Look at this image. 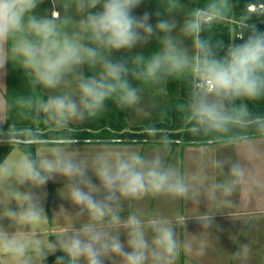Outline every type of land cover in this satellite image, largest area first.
<instances>
[{
    "label": "clouds",
    "instance_id": "clouds-1",
    "mask_svg": "<svg viewBox=\"0 0 264 264\" xmlns=\"http://www.w3.org/2000/svg\"><path fill=\"white\" fill-rule=\"evenodd\" d=\"M43 2L0 0V73L11 62L30 75L31 86L49 92L38 105L31 97L21 99L34 118L64 129L98 116L109 100L121 109L139 111L142 88L132 81L159 84L169 77L194 75V87L182 106L190 132L205 136L238 132L234 138L243 146L252 141L248 130L264 137V114L252 112L246 104L237 105V101L264 98V32L253 24L237 37L240 43L233 41L227 47L202 35L230 9V0H207L179 25L172 18L153 25L148 13L133 15L142 0H53L63 14L53 11L51 16L36 13ZM252 15L264 16V12ZM153 38L159 49L151 55L113 58L114 53L131 52ZM186 39L192 40L191 50L185 47ZM5 123L0 119V125ZM36 138L35 132L22 136L21 130L0 128V144L13 148ZM78 142L57 137L35 153L28 150L32 146L23 145L14 163L0 162V219L11 222L9 228L0 225V255L16 264H43L57 251L63 255L55 264H64L65 258L69 264H176L181 247L191 251L198 241L181 244L174 217L122 216L126 201L165 196L182 199L197 210L206 202L207 212L198 210L185 217L183 227L194 217L202 229L210 230L214 215L222 212L214 213L213 207H234L238 193L247 192L252 198L261 188L255 172L240 162L213 161L212 167L223 177L217 179L210 178L203 165L181 173L166 164L160 153L148 157L113 150L81 157L73 147ZM250 151L256 158L261 155L255 147ZM57 177L64 180L61 192L66 195L62 197L77 209L72 213L79 223L55 242L44 243L32 230L47 216L43 196L36 190ZM13 202L14 209L9 207ZM250 254V245L244 243L232 255L246 261Z\"/></svg>",
    "mask_w": 264,
    "mask_h": 264
},
{
    "label": "crops",
    "instance_id": "crops-1",
    "mask_svg": "<svg viewBox=\"0 0 264 264\" xmlns=\"http://www.w3.org/2000/svg\"><path fill=\"white\" fill-rule=\"evenodd\" d=\"M194 2L196 3L195 6L185 3L183 0H142L141 4L133 10V15L139 17L144 13H148L150 16L149 23L153 25L161 19L169 18L175 19L179 25L182 24V20L191 11L203 8L207 0H195ZM98 10L99 8L93 9V11ZM53 11L63 14V9L59 3L54 4L53 0H44L36 9V13L39 15L51 16ZM157 13H160V15L157 16ZM152 41L154 40L150 39L148 43ZM148 43L134 48L131 51L132 54H148L146 53ZM154 50L157 51V49ZM131 52L119 51L123 54L122 58L130 57ZM7 65L4 73H0V119H4L6 122L8 112L6 99ZM84 71L88 74L87 67ZM88 75H91V73L89 72ZM138 82L132 81V83ZM42 92L46 96L49 94L48 90L43 87ZM110 109L112 108L105 106L104 111L99 115L105 114ZM124 110L127 113V110ZM81 122H73L72 124L77 125ZM46 124L50 126L47 122ZM50 144L39 143L38 146H35V152L40 148H46ZM73 147L79 152L83 151L82 154L78 153L81 157H87L97 151L113 150L136 151L148 157L160 153L166 164L176 167L181 173H190L198 166L203 165L207 168L209 177H216L217 179H223V177L218 176L216 170L212 167V163L216 159H226L230 162L244 164L255 172L256 178L261 182L260 190L252 198H249L247 192L238 193L237 196L233 197L234 207L225 209L213 207L212 211L214 213L217 211L222 212L214 215V222L210 230L202 229L200 222L194 217H189L185 222V229L183 227L185 217L198 214V210L200 214L207 212L206 202H201L197 210L195 206L190 203L187 205L182 199L149 196L138 201H126L120 214L127 216L137 213L143 214L145 217L155 214L176 218L178 221L177 238L181 244L186 241H198L193 244L191 251H186L181 247L176 264H264V137L252 138L249 146H243L238 141L203 145L108 141L78 142ZM253 147L261 153L258 158L254 157L250 151ZM22 151L21 147L13 148L4 161L6 160L9 164L14 163ZM89 176H92L93 182L98 183L91 172H89ZM63 187V178L57 177L49 181L43 189L36 190L43 196L42 204L47 214L39 225L32 227V230L38 234L39 240L43 241L42 238L46 237L48 242H55L74 223H79L72 213L77 209L70 201L62 197L66 195V191L61 192ZM21 190H26V186H22ZM48 201L49 212L47 209ZM9 207L14 209L16 207L15 202ZM10 223L6 218L0 219V225L5 228H9ZM10 230L14 231V229ZM124 239L125 237L122 235L121 240ZM244 243L250 245L251 254L246 261H241L232 254L238 251L239 246ZM0 264H16V262L9 256L0 255ZM37 264H40V262H37Z\"/></svg>",
    "mask_w": 264,
    "mask_h": 264
},
{
    "label": "trees",
    "instance_id": "trees-1",
    "mask_svg": "<svg viewBox=\"0 0 264 264\" xmlns=\"http://www.w3.org/2000/svg\"><path fill=\"white\" fill-rule=\"evenodd\" d=\"M185 3L195 6L193 0H183ZM264 0H231L232 8L229 9L222 17H233L245 23L243 29L249 30L253 24L259 30L264 32V25L259 21L256 15L246 10V5L251 2H262ZM200 5V4H199ZM203 6V5H202ZM204 37L211 40L214 44H219L227 47L235 41L240 43L237 38H232V27L225 21H214L211 28L202 33ZM121 53L116 52L113 58H122ZM146 54L145 56H147ZM223 55V51L221 52ZM89 74V71H88ZM30 76L23 72L22 69L14 66L11 62L7 65V122L0 128L7 130L12 127L21 130V135L31 136L35 132L36 137L40 138H106L115 139L118 142H134V143H168L181 145H203L237 141L234 137L239 133L232 135H194L189 131L190 121L184 118L182 106L186 103L190 90L194 87L195 76L177 75L169 77L168 83L171 91L174 85L178 84V95L172 98L171 108L168 115H162L155 111L149 117H144L133 125H129L128 117L124 109L115 111L110 109L103 115H98L93 118L83 120L77 125L70 124L67 128L58 129L53 126H48L42 118H34L32 111L26 108L20 101L22 98L31 97L34 105H38L43 99H46L45 94H40L41 99L36 94L34 86L30 85ZM176 79V84L175 80ZM41 86H36V89ZM247 107L254 113L264 114V98L256 101H246ZM29 130L25 132L24 130ZM247 135L252 138H258L256 133L248 130ZM166 141V142H165ZM30 145L28 150L35 153V145ZM13 147L7 144H0V162L4 161ZM51 194L49 195L50 199ZM49 212V201H48ZM63 253L57 251L51 254L43 262V264H55L57 257ZM64 264H69L68 258H65Z\"/></svg>",
    "mask_w": 264,
    "mask_h": 264
},
{
    "label": "rangeland",
    "instance_id": "rangeland-1",
    "mask_svg": "<svg viewBox=\"0 0 264 264\" xmlns=\"http://www.w3.org/2000/svg\"><path fill=\"white\" fill-rule=\"evenodd\" d=\"M195 1V0H193ZM230 9L232 8V2L230 0ZM183 21V20H182ZM154 41L148 43L147 45V51L146 53H148L147 56L151 55L153 52H155L154 49H159V43L158 41L153 38ZM185 47L189 48L190 50L192 49V40L191 39H186L185 40ZM152 50V51H151ZM133 56L132 52L130 57ZM30 76V75H29ZM31 78V77H30ZM175 84H176V79L174 80ZM135 86L137 87H141L142 88V92H141V102L139 107V111H137L136 109H126L127 113L129 115L128 117V121H129V125H133L136 122H138L139 120H141L144 117H149L152 115L153 112L158 111L160 112V114L162 115H168V111L170 110V106L172 104V98L174 96H179L178 95V84L174 85L173 87V91H171V88L169 87V83H168V79L165 80L162 83L159 84H150V83H133ZM34 89L36 91V94L39 96V99H41L40 94H43L42 92V87L39 89H36V86H34ZM240 104H246V100H241V101H237V105ZM106 107L108 108H112L115 111H118L120 109V107H118L113 101L109 100L106 101ZM104 111V110H103ZM102 111V112H103ZM101 112V113H102ZM100 113V114H101ZM46 123V121H45ZM39 143L37 144H32L35 146H38ZM81 148V147H78ZM83 151L78 153L82 154ZM43 241L40 239L41 242L47 243V238L43 237L42 238Z\"/></svg>",
    "mask_w": 264,
    "mask_h": 264
},
{
    "label": "built area",
    "instance_id": "built-area-1",
    "mask_svg": "<svg viewBox=\"0 0 264 264\" xmlns=\"http://www.w3.org/2000/svg\"><path fill=\"white\" fill-rule=\"evenodd\" d=\"M246 10L253 14L257 13L258 10L260 12H264V1L262 2H251L246 5ZM259 21L264 25V16H257ZM218 21H225L229 23L232 27V38H237L241 35L246 34L249 30L243 29L244 22L239 21L233 17H221L217 19Z\"/></svg>",
    "mask_w": 264,
    "mask_h": 264
},
{
    "label": "water",
    "instance_id": "water-1",
    "mask_svg": "<svg viewBox=\"0 0 264 264\" xmlns=\"http://www.w3.org/2000/svg\"><path fill=\"white\" fill-rule=\"evenodd\" d=\"M55 138H40L23 140L21 144H37V143H51ZM79 142H108L115 141V139L106 138H74Z\"/></svg>",
    "mask_w": 264,
    "mask_h": 264
}]
</instances>
